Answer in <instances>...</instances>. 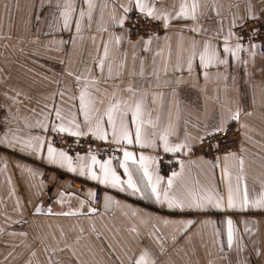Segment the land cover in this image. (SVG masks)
I'll use <instances>...</instances> for the list:
<instances>
[{
  "label": "crops",
  "instance_id": "0c3cea01",
  "mask_svg": "<svg viewBox=\"0 0 264 264\" xmlns=\"http://www.w3.org/2000/svg\"><path fill=\"white\" fill-rule=\"evenodd\" d=\"M143 2L167 15L168 26L159 34L130 38L126 19L123 25L120 20L126 17L125 8L139 11L135 0H0V102L5 109L0 134V264H135L141 255L143 264H264V208H227L229 188L241 196L246 192L250 201L264 196V52L257 45H243L234 32L253 14L264 20V0ZM182 5L188 18L177 16ZM205 43L227 63L201 67ZM225 44L234 51L240 44L241 50L233 57L224 52ZM82 92L92 102L93 124L103 116L111 142L105 113L117 102L123 112L142 99L143 118L155 125H143V142L151 146L141 147L135 143L136 125L128 112L122 119L133 142H114L120 147L116 157L91 153L101 164L111 161L121 181L116 186L91 179L87 168L80 175L78 165L91 164L89 152L73 155L51 143L72 157L76 172L47 158L53 125L67 126L74 117L87 132L80 111ZM57 110L63 119L57 118ZM237 112L238 118L225 125L239 131L235 150L214 157L195 156L188 149L164 151L159 137L165 129L175 128L168 136L170 145L186 137L195 145L206 130ZM120 122L118 117L117 126ZM34 137L45 142L37 151L25 147L35 143ZM82 137L95 138L91 133ZM124 151L133 154L128 174L120 167ZM162 153L174 154L175 161H162ZM141 156L147 158L143 163L152 184L159 177L161 202L144 176ZM92 170L101 175L99 165ZM129 174L140 191L128 188ZM97 186L103 192L94 207ZM165 191L169 198L185 201L219 197L224 206L169 208ZM60 192L75 194L96 210L72 213L78 202H54ZM41 200L43 207L51 206L50 213H33Z\"/></svg>",
  "mask_w": 264,
  "mask_h": 264
},
{
  "label": "snow or ice",
  "instance_id": "6c2138e0",
  "mask_svg": "<svg viewBox=\"0 0 264 264\" xmlns=\"http://www.w3.org/2000/svg\"><path fill=\"white\" fill-rule=\"evenodd\" d=\"M134 8L138 9L140 13L144 15L145 18H152L155 21H160L163 20L164 26H168V16L167 15H161L157 13L153 8L149 7L146 3L143 2V0H135ZM196 5H193L192 8V18L194 17V12H195ZM125 13L129 12L130 9L125 8L124 9ZM65 16V27H67L68 23V13L63 14ZM83 15V13H81ZM178 17H183V18H188V13H186V10L184 6H181L180 12L177 14ZM127 17H122L120 20V24L123 25L125 22V19ZM252 19H256L255 15L251 17ZM79 25L77 24V27ZM117 41H119V38H117ZM150 43V41H148ZM252 47H255V44L252 45ZM241 50L240 44L236 45L235 51L228 47L227 44H225L224 47V52L226 54H231L233 57L236 56V53ZM105 53H107V48H105ZM196 53L193 52L192 56L188 58V71H192V64H193V59L195 57ZM199 63L200 66L203 68H208L210 66H216L218 64H225L227 63L226 60L224 59H219L216 55V52L214 49H210V45L205 43L204 44V50L199 54ZM101 70H103L104 64L103 61L100 63ZM179 70V69H177ZM109 75H111V66L108 68ZM129 91H132L131 88L128 89ZM62 95V94H61ZM80 111L84 115V125L83 127L87 128V132L82 130V125L79 123L75 122V118H71L68 120V125L66 126L64 123H60L59 125H53L51 128V131L58 132V133H67L69 136H76V137H81L84 135H87L88 133H91L93 137L99 140H107L108 137V132L106 129L102 126V121L104 119L103 116L95 118V123L93 124V108H92V102L90 100L86 101L85 94L82 92L80 96ZM128 112H131V123L133 125H136L135 128V143L139 144L141 147L145 146H151V143H144L143 140L146 139V134L143 131V125L145 123L152 124L153 127L155 125L149 120L145 121L144 120V112H143V100L139 99L136 100L133 106H129L127 110L121 112L120 110V105L119 102L116 104L110 105L109 108L107 109L105 115L107 116V124L108 126L111 127L112 129V137L113 141L115 143H132L133 140L131 138V132L129 128L123 123V117L128 115ZM239 113L233 114L231 117H228L227 119L221 120V122L216 125L214 128L211 130H206L203 136L198 137V143L199 146L203 147L204 140L207 137H212L216 136L221 133L226 134V127L225 125L228 123V120H235L238 118ZM56 116L58 119H63L61 117V113L59 110L56 111ZM121 118V122L119 126H117V118ZM175 133V128L174 126H171L169 129H165L164 132L160 135L159 139L162 142V146L165 152H177L183 149H188V150H193V148L196 146L191 142V138L186 137L185 141L182 143L170 145L168 143V136L172 135ZM33 142H28L25 147L29 148L33 151H37L38 148L42 147L44 145V141L40 137H34ZM3 142V141H0ZM11 143V141H8ZM209 147H212V145H209ZM216 147L218 148L219 145L217 144ZM47 154H48V160L53 163V164H59L61 167H67L68 171L71 172H76L77 167L73 166V160L72 157L69 156L66 152L64 151H58L56 148L52 146V144L49 142L47 144ZM89 155L91 159V164L86 165L84 163H81L78 165L80 169V175H85V168H87V175L93 179V180H99L100 183H111L113 186H116L118 183H121L120 178L116 175L115 170L111 167V161L110 160H105L102 164L100 163L99 160H97L96 156L94 154H91V150H89ZM124 160L120 163V167L124 168V171L126 174L129 173L127 161L129 159L133 158V154L124 151ZM147 158L141 156L140 161H141V167L144 172V176L148 178L149 185L151 186V191L152 194L156 197L157 202H161V197L160 193L157 191V185L159 184V177L156 179V183L152 184L151 181V176L148 170V167L144 165V161ZM225 160L228 159L227 156L224 157ZM78 161H84L85 157L77 156ZM133 163L135 161L133 160ZM240 164L242 166L243 161H240ZM92 165H99L101 175H97L95 172L92 170ZM178 173H173L172 176L175 177L177 176ZM127 186L129 189H132L134 192L140 191V189L137 187V185L133 182L131 175L129 174V179L127 180ZM169 187L172 186V179L170 178L168 181ZM123 190V189H122ZM164 202L167 203V206L169 208L173 207H189V208H197V209H203L208 205H211L212 207L215 208H222L224 206V202L222 198H213L212 196H207V197H199L196 198L194 197L190 201H185V200H177L175 198H169L167 191L164 192ZM249 207L252 208H264V196H262L259 199L252 200L250 201L247 193L245 192L243 196L239 195V192L233 193L232 189L229 188L228 192V197H227V208L228 209H247ZM37 212L40 211V208L37 207L36 209ZM229 227L228 235H227V241L229 247L232 245L233 241V232L231 231V225H232V220L229 219L227 221ZM144 261V255H141L139 259L136 260L135 264H143Z\"/></svg>",
  "mask_w": 264,
  "mask_h": 264
},
{
  "label": "built area",
  "instance_id": "2783aa9c",
  "mask_svg": "<svg viewBox=\"0 0 264 264\" xmlns=\"http://www.w3.org/2000/svg\"><path fill=\"white\" fill-rule=\"evenodd\" d=\"M126 28L130 38H145L152 34H159L165 30L162 21H155L152 18H145L137 10H130L126 13ZM235 34L243 45L255 44L261 53L264 52V20L261 17L249 19L235 28ZM5 115V109L0 102V134L2 119ZM226 134L221 133L216 136L207 137L204 140L203 147L197 142L192 154L195 156L214 157L222 153L233 151L238 147L239 131L234 125H227ZM48 140L53 145L76 155L81 152L94 153L100 157H116L120 154V147L109 140H99L90 137L69 136L65 133L50 132ZM219 145L217 148L216 145ZM212 145V147H209ZM161 160L164 162L175 161L174 154H161ZM48 171H45L43 178H47ZM103 189L100 186L95 187L93 206L98 207L101 202Z\"/></svg>",
  "mask_w": 264,
  "mask_h": 264
},
{
  "label": "water",
  "instance_id": "95a60500",
  "mask_svg": "<svg viewBox=\"0 0 264 264\" xmlns=\"http://www.w3.org/2000/svg\"><path fill=\"white\" fill-rule=\"evenodd\" d=\"M44 198H46V196ZM70 199L72 201L78 202V205L76 206V208L75 209H71L72 213H90V212H94L96 210L92 206L88 205V203H86L83 200L79 199L75 194H72V193L60 192L58 194V197H56V199L53 200V201L56 202V203L57 202L59 203L60 200L69 201ZM37 207L40 208L39 212H41V213H50L51 212V209H50L51 206L49 205L47 207H43L42 206V200L33 209V213H39V212L36 211Z\"/></svg>",
  "mask_w": 264,
  "mask_h": 264
}]
</instances>
